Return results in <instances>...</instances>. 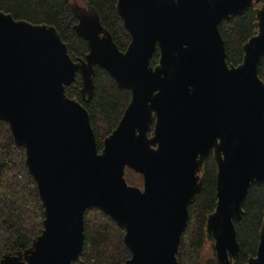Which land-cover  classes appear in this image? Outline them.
Segmentation results:
<instances>
[{
    "label": "water",
    "instance_id": "95a60500",
    "mask_svg": "<svg viewBox=\"0 0 264 264\" xmlns=\"http://www.w3.org/2000/svg\"><path fill=\"white\" fill-rule=\"evenodd\" d=\"M258 1L117 0L130 35L125 50L93 6L70 1L74 30L88 46L76 59L53 25L0 10V120L24 148L44 213L31 245L3 254L0 264H74L90 207L124 229L130 257L121 264H178L188 205L203 187L197 171L210 152L216 202L205 231L216 263L236 264L234 221L250 185L264 182V3L254 9L256 32L237 65L226 61L218 26ZM96 65L130 92L100 151L88 111L65 93L79 75L89 101ZM126 168L142 176V188L126 182ZM244 264H264V220Z\"/></svg>",
    "mask_w": 264,
    "mask_h": 264
},
{
    "label": "trees",
    "instance_id": "16d2710c",
    "mask_svg": "<svg viewBox=\"0 0 264 264\" xmlns=\"http://www.w3.org/2000/svg\"><path fill=\"white\" fill-rule=\"evenodd\" d=\"M93 6L102 25L110 32L120 50H125L130 35L124 28L115 5L117 0H84ZM0 10L10 13L15 19L32 23L53 25L66 43L73 59L84 57L88 52L86 42L80 38L74 25L77 19L69 0H0ZM253 7L242 15L231 16L219 23V32L224 41L226 61L237 65L242 61L243 44L256 32ZM159 50L153 52L150 63L157 64ZM258 75L264 80V58L258 67ZM94 90L89 101H83L80 89L82 82L65 87V93L76 98L88 111L98 151L104 137L112 132L126 108L130 92L119 88L109 73L95 66ZM152 126L149 134H151ZM203 187L188 205L189 218L181 235L178 264H217L213 250L203 261V250L211 235L205 231L206 218L215 208L216 165L210 154L203 167ZM141 175H138V181ZM136 183V180L134 181ZM244 213L234 221L239 251L236 264H244L255 256L259 230L264 220V182L251 184L243 204ZM43 207L36 184L25 163L24 148L13 140L8 124L0 120V259L5 253H16L28 248L43 228ZM83 249L74 264H121L130 257L125 246L124 229L101 209L90 207L84 211Z\"/></svg>",
    "mask_w": 264,
    "mask_h": 264
},
{
    "label": "rangeland",
    "instance_id": "374dc122",
    "mask_svg": "<svg viewBox=\"0 0 264 264\" xmlns=\"http://www.w3.org/2000/svg\"><path fill=\"white\" fill-rule=\"evenodd\" d=\"M73 4H77V5H84L85 2L84 0H70ZM138 173L134 172L131 169L126 168L125 169V180L128 184L130 185H134L137 187L142 188V178L140 177V180L138 181ZM136 180V183L134 182ZM212 250V242H207L205 245V248L203 250V261L204 258H206V255L209 254V252Z\"/></svg>",
    "mask_w": 264,
    "mask_h": 264
},
{
    "label": "flooded vegetation",
    "instance_id": "af4514ba",
    "mask_svg": "<svg viewBox=\"0 0 264 264\" xmlns=\"http://www.w3.org/2000/svg\"><path fill=\"white\" fill-rule=\"evenodd\" d=\"M263 3H264V0H259L257 3H253V4H251L249 7H253V8L255 9V7L261 6V4H263ZM249 7H248V8H249ZM225 53H226V52H225ZM149 132H150V131H149ZM210 154L212 155V152H210V153L208 154V156H209ZM208 156H207V157H208ZM207 157L205 158L204 163H205ZM212 157H213V155H212ZM204 163L202 164V166L200 167V169L197 171L198 174H199L201 177H203L202 167H203Z\"/></svg>",
    "mask_w": 264,
    "mask_h": 264
}]
</instances>
